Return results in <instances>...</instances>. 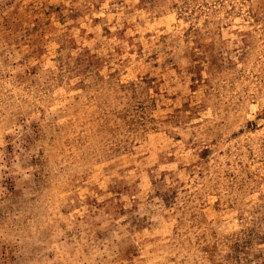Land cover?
I'll use <instances>...</instances> for the list:
<instances>
[{
	"label": "rangeland",
	"instance_id": "1",
	"mask_svg": "<svg viewBox=\"0 0 264 264\" xmlns=\"http://www.w3.org/2000/svg\"><path fill=\"white\" fill-rule=\"evenodd\" d=\"M0 264H264V0H0Z\"/></svg>",
	"mask_w": 264,
	"mask_h": 264
}]
</instances>
